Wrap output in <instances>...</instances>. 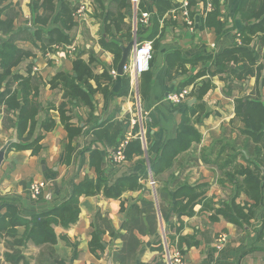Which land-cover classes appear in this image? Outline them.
<instances>
[{"label":"crops","instance_id":"0c3cea01","mask_svg":"<svg viewBox=\"0 0 264 264\" xmlns=\"http://www.w3.org/2000/svg\"><path fill=\"white\" fill-rule=\"evenodd\" d=\"M54 1L57 7H60L64 1L73 4L82 0ZM85 1H88V9L82 16L76 14L78 26L73 30L74 40L70 45L76 44L86 62L92 59L94 78L90 79L89 83L96 90L91 95L96 106L94 116H102V119H106L113 115L116 120H125V123L130 119L128 131H133L135 124H138L139 133H142L139 136L143 150L148 148L146 132L149 130L152 135L151 143L153 142L154 145L151 155L154 158L156 150L162 143L178 135L179 123L185 108L171 103L167 95L178 89L187 88L191 91L187 102L194 100L192 104L201 102L206 107L205 113L198 115L199 120L195 123L201 134V141L194 142L188 150L180 154L171 170L157 175L158 183L154 177L151 179L149 176L146 180L142 177L141 171L146 164H144V156L134 157L133 161L127 162L124 168L120 169L110 160L108 153L112 147L94 139L90 130L92 110L87 105L71 104L68 101L63 118L60 106L67 100L63 98V93L58 88H51L50 79L47 80L56 70L71 71L73 59L78 51L69 53L65 49H58L44 54L40 48L31 44L27 35L20 30L22 26L34 28L30 30L31 32L36 30L30 8L32 0H7L0 3V8L3 10L0 15L2 19L5 20L8 16L7 10L3 9L5 6H11L14 12L18 13L14 19V33L8 35L0 33V38L8 39L13 36L18 46L31 50L36 57L28 58L19 69L26 73L28 64L33 60V73L41 76L45 82L39 97L43 110L38 115L37 125L30 140L32 142L38 135H43L40 141L41 151L34 154L32 149L13 148L6 153L0 165V215L6 213L11 205L18 208V215L27 220L33 215L51 210L68 200L75 187L87 176L94 179L95 183L98 182L96 164L101 167L111 183L123 174H136L142 185L138 190L127 188L118 198L106 196L105 186L96 194L81 195L78 221L69 227L52 226L57 238L56 243L38 245L33 240H27L25 245L18 247L22 250L27 264H109L110 261L112 264H119L114 261V254L124 245L121 235L126 233L124 225L130 206L142 198L152 199L158 203L160 200L158 188L166 182L171 183L173 176V181L180 182L179 184L199 185L200 191L204 194L195 205L193 215L179 216L169 211L165 218L159 213L156 235L142 236L136 231L142 240V245L132 264H166L163 230L169 247L172 251L181 252L187 264H264V236L260 235L264 202L254 210V218H251L249 224L244 227L215 213L222 203L229 202L233 195V186L219 168L224 166L227 156V153L220 155L226 140L236 137L239 129L243 127V123L236 116L235 100L243 96H261L264 101L262 78L249 76L244 80L234 79L230 70L218 71L219 68L214 63L216 55L237 44L239 46L244 44L242 40L241 43L238 42V34L242 33L244 26L248 24L239 10L241 0H218L217 18L211 19L209 14L215 10L214 2L213 10L200 16L198 10L200 6L196 7V0H192L194 30L182 20L179 11H174L177 0H171L172 8L163 13L159 19V27L153 19V16L158 14L155 4L157 0H128L126 7L121 10L114 0H102L105 10L96 0ZM249 5V3L246 5L247 9ZM246 7L245 11H247ZM108 11L113 17L114 14L118 16L119 13L124 15L118 32L110 21L108 23L111 34L107 32ZM143 12L149 13L147 22L141 20ZM112 33L116 35L113 37ZM261 35L258 33L249 44L252 48L255 43L258 47L257 51L260 50L259 63L264 62V44L259 38ZM103 36H107L106 40L120 46L121 57L122 47L127 46L136 37L141 41L150 40L153 43L154 54L149 69L153 78L151 83H146L143 75L141 77L139 95L143 113L139 120L131 117L129 112L133 106L130 89L121 96L106 95L102 89L109 84V81L103 77L105 71L113 78L112 70H117L120 61L116 63L114 46L109 49L102 46ZM261 45L263 46L260 47ZM175 52H179V56H176ZM38 53L48 55L47 58L53 59L55 63L51 61L52 65H49L43 57L37 56ZM172 54L175 56L169 57ZM209 56L211 58H208ZM181 59L187 60L183 68L179 67ZM123 76L129 80L128 76ZM114 79L111 86L113 91L117 78ZM99 82L100 87H98ZM205 82H211L213 87L203 99L197 97L195 99L194 93ZM81 86L86 87L84 84ZM15 87L14 84L13 88ZM49 117L55 120V125L46 131L43 122ZM66 122L80 130L73 129L74 137L71 140L68 137ZM14 133V128L6 124L5 115L0 111V148L14 136ZM95 150H98L97 158L92 155ZM93 160L96 161L95 164ZM239 160L242 162L241 159ZM152 180L155 182L154 186ZM35 181L48 182L38 198H33L31 195V184ZM177 187L178 185L172 188ZM247 200L248 197L242 193L237 197L236 203L244 204ZM17 230L19 237L28 235L30 231L28 226H17ZM95 232L101 233L102 247L93 251L91 242ZM222 233L227 235V240L218 247L217 239ZM168 236L171 237L169 242ZM5 238L7 237L0 238L1 261L4 260V253L8 250ZM12 239L8 237L7 240ZM160 239L164 250L159 249Z\"/></svg>","mask_w":264,"mask_h":264},{"label":"trees","instance_id":"16d2710c","mask_svg":"<svg viewBox=\"0 0 264 264\" xmlns=\"http://www.w3.org/2000/svg\"><path fill=\"white\" fill-rule=\"evenodd\" d=\"M4 1L7 0H0V3ZM96 1L105 10L102 0ZM114 1L117 2L118 9L121 10L123 7H126L128 0ZM213 2L215 10L209 14L210 19L217 18L218 14V0H213ZM248 3L250 4L249 9L246 7ZM155 4L158 14L154 15L153 19L156 22V26L159 27V19L163 16L164 12L172 8V2L171 0H157ZM79 6L80 1L73 4L64 1L60 7H57L54 0H41V2L40 0H32L30 8L33 14V25L36 30L31 32L23 26L20 27V30L27 35L26 37L30 39L31 44L40 48L44 54L58 50L57 47L65 49L74 40L72 33L78 26L76 14ZM245 7L247 11L244 10ZM3 9L7 10L8 16L5 20L0 16V33L8 35L14 33V19L18 13L14 12L11 6H5ZM239 10L243 18L248 22L239 36L244 44L241 46L237 44L233 48L216 55L214 63L218 66V71L230 70L234 79L244 80L249 76H256L257 79L262 78L264 85V62L259 63L261 59L260 50L259 52L257 51L258 47L255 43L252 48L249 47V44L258 33L262 34L259 38L262 44H264V0H241ZM2 11V8H0V15ZM123 19L124 15L122 13H119L118 16L114 14L113 17L111 12L108 11L106 16L107 32L110 30L111 23L114 24L118 32ZM251 20H255L256 22H252ZM108 21H110V24ZM108 34H111V32L109 31ZM112 34L113 37L116 35ZM106 39L107 36H103L101 44L106 49L114 46L113 52L115 53L117 63L121 57V48L118 44H114V42ZM175 54L179 56V52H175ZM175 54L169 57L175 56ZM33 55L31 50L18 46L15 37L10 36L8 39L0 38V111L5 115L6 124L14 128L18 137V141L12 143L8 151L13 148L17 150L32 149L34 154H38L42 148L40 141L43 135H38L32 142L30 140L37 125L38 115L43 110L39 97L42 91L41 87L45 82L41 76L33 73V60L28 64L26 73L21 72L19 69L28 58L36 57ZM208 58L211 57L209 56ZM91 62L92 59L86 62L82 58V52L78 51L73 59L72 70H56L54 75L51 76L49 83L51 84V88H58L63 93V98L67 100L60 106L63 118H65L64 108L68 105V101L71 104L87 105L92 110L90 113L92 121L90 130L94 139L110 145L112 149L117 148L126 137L130 119L125 123V120L118 121L113 115L106 119H102V116H94L96 106L91 95L96 90L89 83L90 79L94 78ZM186 62V59H181L179 67L182 66L183 68ZM103 77L109 81V84H106L102 88L106 95L121 96L129 92V80L124 76L122 77L124 85L116 92L111 88L115 80L114 77L112 78L108 75L107 71H105ZM152 78L153 75L150 70L143 74V79L146 83H151ZM189 82L191 81L189 80ZM14 84L16 85L15 88H13ZM83 84L86 86L85 88L81 86ZM100 86L99 82L98 87ZM212 87L213 84L211 82H205L192 95L195 96V99L197 97L201 100ZM183 106L185 108L179 123L178 135L176 138L162 143L156 150L154 158L151 155V150L154 148L153 142L151 143L152 135L149 130L146 132L151 168L154 180L157 183L159 179L157 175L162 174L166 170H171L180 154L188 150L194 142L201 141V134L196 128L195 123L199 120L198 115L201 116L205 113L206 107L201 102H194L193 104L186 102ZM235 111L236 116L243 123V127L239 129L236 137L226 140L220 155L227 153V156L223 163L224 166L219 168L224 172L233 186V195L231 200L222 203V206L215 213L224 216L240 227H244L246 224H249L251 218H254V210L259 208L264 202V101L261 96L237 97L235 100ZM66 123L68 137L71 140L74 137L73 129H79L68 125V122ZM54 125L55 120L51 117L43 122V127L46 131L52 129ZM139 129V125L135 124L132 131L135 137L125 147L124 152L127 162L133 161L134 157L145 156V150L142 148V141L139 136ZM95 151L92 155L94 158H97L99 155L97 153L98 150ZM111 152L109 151V156H111ZM143 160L145 164V158ZM140 162L142 163V160ZM95 163L96 161L93 160V164ZM124 166L120 165L118 167L122 169ZM96 170L99 175L97 183L94 182V179L87 176L75 187L73 194L68 200L45 213L33 215L29 220L20 217L18 215L19 210L14 205L9 206L7 212L0 215V238L7 237L5 239L6 247L8 248L4 253V260H0V264H27L22 250L18 248L25 245L27 240H33L38 245L56 243L57 238L52 226L62 225L69 227L78 221L81 195L96 194L98 190L101 191L105 186L104 194L106 196L118 198L127 188L138 190L142 187L138 181L139 176L136 174H123L115 182L111 183L98 164H96ZM141 172L145 180L149 178L146 164ZM173 178L174 176L170 180L171 183L166 182L158 188V195H160L158 203L152 199L142 198L139 202H135L130 206L127 221L124 225L126 233L121 235L124 239V245L121 250L114 254L115 262L119 264L133 263L137 256V251L142 245L139 234L145 236L156 235L158 233L159 213L165 218L169 211L171 214L174 213L179 216L183 214L191 216L195 213L194 207L200 201L199 199L204 192L200 191L199 185L179 184L180 182H174ZM176 185L178 187L173 189L172 187H176ZM200 188L202 187L200 186ZM242 193L248 197V200L244 204H237L236 199ZM165 204L167 205L165 206ZM17 226H28L30 229L28 235L19 237ZM260 235L264 236V217L262 218V231ZM100 236V232L93 234L91 242L93 251L96 248L102 247ZM8 237L13 239L7 240ZM170 238L168 236V242ZM159 249L164 250L161 239L159 240Z\"/></svg>","mask_w":264,"mask_h":264},{"label":"built area","instance_id":"2783aa9c","mask_svg":"<svg viewBox=\"0 0 264 264\" xmlns=\"http://www.w3.org/2000/svg\"><path fill=\"white\" fill-rule=\"evenodd\" d=\"M136 1V0H135ZM82 2L78 8L77 14L78 16H82L84 12L88 9V1ZM84 3V4H83ZM192 0H177L176 8L174 11H179L182 17V20L190 27L191 30H194L195 27V20L192 17V8H193ZM195 6H200L198 8L199 15L203 16L206 13H209L213 10V1L212 0H196ZM149 19V13L143 12L141 20L143 22H147ZM240 34H238V42L241 43V39L239 38ZM58 49H64L63 47H57ZM66 51L69 53H74L77 51L76 44H72L65 48ZM154 54V47L153 43L150 40H144L137 43L134 46L132 59H130L124 65V75L128 76L130 82V90L132 95L137 98V102L140 106V95H139V87H140V80L142 75L150 69V64L153 59ZM112 75L114 78L118 77L117 70H112ZM191 91L187 88H184L180 91H173L167 95V99L175 104L176 106L185 105L188 99L190 98ZM142 135V133H139ZM135 135L132 131H128L126 134L125 139L120 143L117 148H113L111 151L110 160L117 166H124L127 163L126 156H125V147L128 142L134 138ZM145 163L147 165V171L151 179H153V171L151 168V162L148 154V148L145 149ZM152 185H155V182L151 181ZM47 181H35L31 184V195L33 198H38L44 189L47 187ZM165 230H163V239H164V246H165V262L166 264H187L186 260L184 259L183 255L179 251H172L169 247L166 237H165ZM227 240V235L222 233L218 236L217 244L218 247L221 246Z\"/></svg>","mask_w":264,"mask_h":264},{"label":"water","instance_id":"95a60500","mask_svg":"<svg viewBox=\"0 0 264 264\" xmlns=\"http://www.w3.org/2000/svg\"><path fill=\"white\" fill-rule=\"evenodd\" d=\"M26 29H29V30H33L34 28H32L31 26H27L25 27ZM141 40L140 38L136 37L135 39L131 40L129 42V44L127 46H123L122 47V50H123V53H122V57L119 61V64H118V67H117V72H118V77H117V80H116V83L114 85V90H118L121 85H122V77L124 75V65L130 60V57L132 55V51H133V47L139 43ZM194 101V100H192ZM190 101L189 104H192ZM18 141V137H17V134L16 132L14 133V136L11 137L10 139H8L4 144L3 146L0 148V165L1 163L3 162V160L5 159V156H6V153L8 152V149L10 147V145L14 142H17ZM263 172H264V167H263ZM109 264H112V262L110 261Z\"/></svg>","mask_w":264,"mask_h":264},{"label":"rangeland","instance_id":"374dc122","mask_svg":"<svg viewBox=\"0 0 264 264\" xmlns=\"http://www.w3.org/2000/svg\"><path fill=\"white\" fill-rule=\"evenodd\" d=\"M82 2H85V3H87L85 0H82L81 2H80V4L82 3ZM84 4V3H83ZM82 29V28H81ZM38 51V50H37ZM39 52V51H38ZM66 55V54H65ZM38 57H43L44 58V60L49 64V65H52V63H51V61H53L54 63H55V61L53 60V59H51V58H47V56H44V55H42V53L40 54V53H38V55H37ZM60 58V57H59ZM62 59V62H63V58H61ZM59 65H60V63H59ZM64 65V62L62 63V66ZM54 66V65H53ZM64 67V66H63ZM46 78V77H45ZM50 78H47V80H49ZM141 99V98H140ZM130 100L131 101H133L132 103V108L130 109V115H131V117H135V119L136 120H139V118L141 119V113H143V108H142V103L140 104V107H139V104H138V102H137V98L134 96V95H131V97H130ZM143 118V117H142ZM144 120V119H143Z\"/></svg>","mask_w":264,"mask_h":264}]
</instances>
